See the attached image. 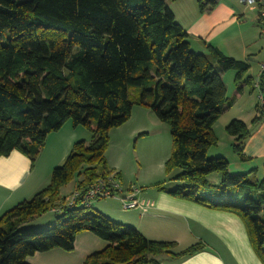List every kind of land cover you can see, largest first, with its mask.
Wrapping results in <instances>:
<instances>
[{"label":"trees","instance_id":"trees-1","mask_svg":"<svg viewBox=\"0 0 264 264\" xmlns=\"http://www.w3.org/2000/svg\"><path fill=\"white\" fill-rule=\"evenodd\" d=\"M175 1L0 0V157L19 152L34 166L47 137L67 122L91 132L90 142L78 141L54 169L48 186L0 217V264H29L53 250L71 253L83 233L107 244L83 264H160L164 255L180 260L205 250L196 244L175 253L176 243L150 241L81 201L67 207L64 187L77 180L84 195L113 174L106 158L110 133L131 119L135 106L149 108L171 130L165 171L176 187L156 190L237 216L264 264V178L257 170L231 176L226 158H209L219 144L214 126L233 105L223 74L236 72L237 87L248 85L264 99V73L247 76L246 63L212 46L207 54L194 52L168 5ZM197 1L201 13L217 4ZM257 114L254 126L264 120L260 102ZM225 131L234 139L233 154L248 161L247 125L233 120ZM49 213L57 216L55 225L33 229Z\"/></svg>","mask_w":264,"mask_h":264},{"label":"crops","instance_id":"crops-1","mask_svg":"<svg viewBox=\"0 0 264 264\" xmlns=\"http://www.w3.org/2000/svg\"><path fill=\"white\" fill-rule=\"evenodd\" d=\"M214 1L217 2L215 7L203 13L200 12L197 0H177L168 2V5L176 22L187 32L194 52L207 54V46H212L224 55L246 63L249 66L247 76L257 78L264 57V39L258 8L246 6L236 0ZM235 76L234 71L223 74L227 96L233 101V105L225 106L217 124L220 125L219 128L224 126L226 129L231 121L240 120L247 125L251 131L244 148L248 161L242 163L233 154L232 137L227 135L228 138L224 139L231 154L241 163L236 166L237 160L234 161L236 169H241L244 173L257 170L258 178L261 179L264 178V120L256 126L252 124L258 116V93L251 92L250 87L245 84L237 87L234 83ZM134 115L140 116L134 122L135 128H125L132 123ZM141 117H146L151 125H159L149 108L135 106L131 119L122 127L112 130L110 138L113 133L122 131L121 129L129 131L130 138L135 137L148 126L146 122L144 125ZM68 123L47 137L45 147L34 166L29 158L19 152L0 157V217L44 189L50 183L54 168L65 162L73 146L78 141L87 140L86 132L82 128L73 127ZM215 134L217 135L216 131ZM220 145L219 139L218 146L213 148L214 151L219 152ZM110 167L109 169L117 175L116 167ZM123 198L135 199L143 204V208L139 209L136 215L123 219L108 208L103 214L137 229L150 241L176 243L175 253L196 244L205 246L204 251L185 259L173 260L169 256H161L158 258L160 264H262L253 251L243 222L233 214L203 208L157 190L142 191L133 195L129 193ZM87 234L77 236L73 252L53 250L46 253L49 255L46 259L40 257L38 260L41 264H82L87 256L103 250L107 245L97 242ZM36 257L37 255L31 257L33 259L29 258L28 262L39 264L35 263Z\"/></svg>","mask_w":264,"mask_h":264},{"label":"rangeland","instance_id":"rangeland-1","mask_svg":"<svg viewBox=\"0 0 264 264\" xmlns=\"http://www.w3.org/2000/svg\"><path fill=\"white\" fill-rule=\"evenodd\" d=\"M138 91L139 88H135V87L131 88L130 89L131 97L133 98L134 96H136L138 94ZM257 93H258V97H260L258 91ZM149 103H153V100H150ZM152 114L154 116L153 118L157 120L159 124L158 126H155L153 123L151 125L146 117H141L143 118L144 125L146 122L148 126H145V130L139 132L135 137L130 138L129 131H125V129H121L122 131H117L118 133L112 134L110 138V146L106 153V158L110 166L116 167L115 169L117 171L116 178L118 184L120 185L121 191L118 193V195L114 197L93 200L91 202V208H90L91 211L100 212L103 214L104 213L103 211H107L106 209L108 208L112 210L114 214L119 215V217L122 219L126 217L129 218L130 216H134L137 213H139L138 212L139 209L130 212L124 211L123 203L121 201V199H124L123 198L124 195H128L129 193L130 195H133L134 193L140 194L142 191L145 192L148 190H156L155 186L158 185H164L168 189H174L176 187L175 183L169 181V176L166 175V171H165L166 162L170 158L172 152L171 130L167 124L159 122L158 119H156V116L154 115L153 112ZM139 117L134 115V117L132 118V123H130L128 127L125 128H132V127L135 128V126H133L134 122H136V120L139 119ZM69 122L70 123L68 122L67 123L72 124V126L74 127L73 122L72 121ZM217 123L215 124L216 126H214V128H216L215 131L217 132V135L219 137L218 139L221 140V145H220V149H218L219 152L214 151V149H212L209 152V158L227 157L230 159L228 160L226 158L230 163L229 174L231 176H236L238 174L244 173L243 170L236 169L235 167L236 163L234 164V161H236L237 159H235V156L231 154L230 149H228L229 145L227 142H225L224 139V138H228L227 133L225 131V127L222 126L221 128H219L220 125H218ZM79 127L82 128L84 132H86L85 139H87L86 142L88 144L91 140L90 130L84 126H79ZM222 134H224V136ZM231 156H233V158H231ZM110 163H113V165H111ZM109 165L108 167L111 168ZM238 165L240 166L241 163L237 160L236 166ZM115 173L113 172V174ZM178 173L179 172L177 171L175 175ZM217 178H218L217 176L212 177V180L218 183L220 179ZM76 187H77V180H74L73 182H71L69 185H67L62 189V196L63 195L67 196V200L70 199L72 195L76 192ZM56 218L57 216L54 213H49L39 221L43 226L35 227L33 229H37L38 231V229L41 230V229H46L49 226H54L56 222ZM111 220L116 223L120 222L115 219H111ZM122 223L124 222H121L119 224ZM87 235L94 238V240H97V242L106 244L103 240L97 238L91 233H88ZM96 249H100V248H96ZM36 255L37 257L35 263H39V264H41V262L38 260L40 257H42V259L43 258L46 259V256H49L46 253H38ZM74 256H76V253ZM164 256H168V255H164ZM86 258L83 260V263L86 260Z\"/></svg>","mask_w":264,"mask_h":264},{"label":"built area","instance_id":"built-area-1","mask_svg":"<svg viewBox=\"0 0 264 264\" xmlns=\"http://www.w3.org/2000/svg\"><path fill=\"white\" fill-rule=\"evenodd\" d=\"M237 2L250 7H257L259 10V16L261 20V33L264 39V0H236ZM260 73H264V57L260 64ZM258 81L256 83V88L259 90ZM260 105H264V99L260 94L259 97ZM116 174H111L110 176L100 178L93 186H91L84 195L76 191L70 199L67 200V207L72 208L77 206L78 201H81V205L86 208H91V202L96 199H105L118 195L121 191L120 185L118 184ZM123 203L124 211H134L143 208V204L139 203L135 199L124 200L121 199ZM60 209H55L53 212L59 213Z\"/></svg>","mask_w":264,"mask_h":264}]
</instances>
